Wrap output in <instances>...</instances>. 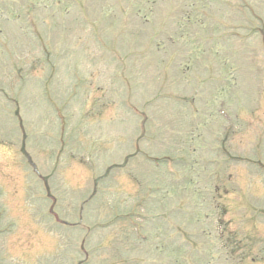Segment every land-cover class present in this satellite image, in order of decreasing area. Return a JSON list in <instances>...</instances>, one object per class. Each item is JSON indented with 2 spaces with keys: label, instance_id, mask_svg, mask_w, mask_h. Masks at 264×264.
<instances>
[{
  "label": "rangeland",
  "instance_id": "374dc122",
  "mask_svg": "<svg viewBox=\"0 0 264 264\" xmlns=\"http://www.w3.org/2000/svg\"><path fill=\"white\" fill-rule=\"evenodd\" d=\"M0 264H264V0H0Z\"/></svg>",
  "mask_w": 264,
  "mask_h": 264
}]
</instances>
